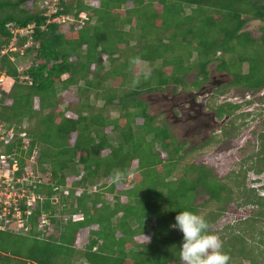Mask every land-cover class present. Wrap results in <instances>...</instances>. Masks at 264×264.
<instances>
[{
	"label": "trees",
	"instance_id": "trees-1",
	"mask_svg": "<svg viewBox=\"0 0 264 264\" xmlns=\"http://www.w3.org/2000/svg\"><path fill=\"white\" fill-rule=\"evenodd\" d=\"M38 1L0 0V51L7 50L0 55V127L14 131L0 142V154L9 156L7 170L16 163L19 180L35 158L40 179L12 183V191L25 192L17 202L23 226L14 232L7 227L13 219H5L0 264H182L183 234L171 227L179 211L210 225L237 201L258 209L219 236L229 264H264V243L255 239L264 194L244 185L248 172H264V118L256 151L236 171L217 177L190 156L234 139L250 116L236 114L241 103L215 106L214 99L231 87L256 92L264 85V0H57L51 15L50 1L47 7ZM81 12L86 19L79 25L73 19ZM60 15L69 20L52 21ZM248 21L262 24L259 39L243 31ZM9 25L32 26L30 39L17 36L11 51ZM136 56L146 72L130 63ZM213 63L231 81L212 91L210 107L216 118H230L219 137L182 153L139 97L198 90ZM190 73L193 80L184 82ZM254 101L264 102V91ZM115 169L125 173L118 184L110 179ZM197 194L207 199L195 205ZM82 231L87 240L78 249Z\"/></svg>",
	"mask_w": 264,
	"mask_h": 264
},
{
	"label": "rangeland",
	"instance_id": "rangeland-1",
	"mask_svg": "<svg viewBox=\"0 0 264 264\" xmlns=\"http://www.w3.org/2000/svg\"><path fill=\"white\" fill-rule=\"evenodd\" d=\"M34 5L36 4L32 2V3L26 4V6L24 7L31 9ZM249 23L250 21H248L246 24L249 25ZM261 26H262L261 23L254 22V23H251L249 26H247L246 29H243V31L249 30L251 38L259 39L261 37V34L259 33V28ZM136 66L138 67L139 73L146 72L148 68L146 63L139 64ZM215 66H216V63H213L208 67V71H209L208 76L206 78V81L201 86L204 89H210L209 76L215 77V79L219 80V82L221 81L220 83L222 84L219 85L217 88L231 81V77L228 75L218 77V75L226 74V73L215 71L214 69ZM242 70L243 71L246 70L245 65L242 66ZM193 76H194L193 73L188 74L185 77L184 82L186 83L191 82V80H193ZM2 78L3 77H0V82L2 81ZM187 90L189 89L186 88L184 90H181L177 88L176 92L170 93L169 89H164L162 92H159V93L143 94L139 97L144 103L147 104L146 112L151 116H158V121L166 124L168 130L172 133V136L177 141V144L183 146V150L181 151L182 153L187 152L188 150L192 148L199 147L201 144H203L204 142H207L213 137H219L220 128L226 125L227 121L230 118L227 116H222L221 118L217 119V122L215 124H211L210 126L205 127L203 129L201 128L199 129V132L193 133L192 135H191L190 130H191V127L195 123L190 122L188 120H185V121L181 120L179 124L178 123L176 124L172 122L170 114H169V117L167 118V121H165L164 120V117L166 118L165 112L167 111L169 112V110H167L168 106L166 107V104L170 106V105L175 104L177 101L188 100V98L192 96L193 93H195L196 91V90H191L190 92H188ZM263 91H264V85L256 92L242 89L238 86H235V87L229 88L225 92H220V93L218 92V94H216L218 96L217 98L215 96V99H214L215 106L218 105V101L220 102V100L221 101L226 100L230 104L241 103V105L243 104V106L239 108L236 114H238L239 112H243V113L245 112V113H249L250 116L246 119L245 125L239 128V132L234 139L223 140V141H219L214 144L211 142L210 144H208L207 147H205V149H200L198 151H195L194 155H190L193 157V160L196 164H203L205 167H208L211 170V172L217 177L224 176L230 171H236L238 167L240 166L241 161L246 159V157L250 153L256 151L257 149L256 136L260 132V129H261L260 121L261 119L264 118V102H257V101H254V99L258 96V94L262 93ZM210 98L206 101L205 106H206V109L212 113L213 109H211L210 107V105H212V103L209 101ZM245 102H249V103L244 104ZM111 116H115V113L111 112ZM223 117H226V118H223ZM137 121L139 122V120ZM25 125H26L25 122H23L22 129H24ZM187 125H190V126L192 125V126L189 129V127L186 128ZM11 132L13 133L14 131L12 130ZM2 137L6 139L5 134L2 135ZM1 141L2 140H0V142ZM34 153L36 155V151H34ZM34 160L35 158L29 159L28 164L30 166L26 168L24 177L21 180L18 179L21 182V186L29 185L32 181L34 180L36 181L39 179L38 177H36L38 174H35V172L32 169ZM188 161L190 162V158ZM7 176L9 177L8 174ZM41 181L46 182L47 181L46 177L42 178ZM17 183L19 182H16L15 180L13 181L14 185ZM130 183H131V176H128L124 184L125 187L128 188L130 186ZM244 185L247 188L254 189L258 195L260 196L263 195L264 191L261 189V187L264 185V172H262L259 175H255L252 172H248L244 180ZM20 190L21 192L19 195L21 199L25 195V192H24V189L22 188ZM0 191L4 193L6 198L9 195H12L13 193L11 188L10 189L8 188V190L5 191V185L1 183H0ZM14 194L17 195V192ZM30 197L31 196H29V198ZM206 199H207L206 195L197 194L195 205L201 204ZM3 201H4V198L1 196L0 202H3ZM257 209L258 208L256 206H252V205L240 206V202L238 201L233 202L225 207V210L222 213V215L218 217L213 224H210V231L213 233H216L218 236L224 235L225 227L229 228V227L237 226L240 222L243 221V219L255 213ZM56 217H59V216H56ZM63 217H67V216L64 215ZM80 217H81L80 215H73L74 220H78L80 219ZM7 227L14 232H21L19 231V229L21 228L18 226V223L17 224L14 223V220L8 223ZM46 227H48V225ZM257 227H259V234L256 235L255 239L259 238L261 243H264V223L263 225L259 224ZM22 232H25V230H23ZM85 232L86 231H82V233H80L77 238V244L75 246L78 249L82 248V245L87 240V236ZM145 237L149 239V234L145 235L141 239V241L147 242ZM178 259L182 263L180 256ZM260 261L264 263V258H260Z\"/></svg>",
	"mask_w": 264,
	"mask_h": 264
},
{
	"label": "clouds",
	"instance_id": "clouds-1",
	"mask_svg": "<svg viewBox=\"0 0 264 264\" xmlns=\"http://www.w3.org/2000/svg\"><path fill=\"white\" fill-rule=\"evenodd\" d=\"M130 63L133 65H139L145 62L141 60L139 56H136L131 58ZM139 83L140 80L139 77H137L133 80L132 86L135 87ZM21 134H19V136ZM20 137L23 138L24 134ZM31 158L32 157L29 159ZM124 175V172L119 169H115L110 179L113 183L118 184ZM29 199L30 200L27 201L29 204L27 205L26 203L27 206L30 205V201H32L34 197L31 196ZM71 219L74 220L73 215L71 216ZM81 219L74 221H79ZM171 227L179 229V231L183 234V242L179 250V256L182 264H229L231 257L223 250V241L217 234L210 231L209 222L204 216L189 210L179 211V213L175 216V224ZM4 228L5 225L3 229ZM145 238L148 242V238Z\"/></svg>",
	"mask_w": 264,
	"mask_h": 264
},
{
	"label": "built area",
	"instance_id": "built-area-1",
	"mask_svg": "<svg viewBox=\"0 0 264 264\" xmlns=\"http://www.w3.org/2000/svg\"><path fill=\"white\" fill-rule=\"evenodd\" d=\"M45 5L47 4V2L50 1L48 7H47V11L45 12L46 14H53L55 11L54 8V3L57 2V0H45ZM73 19V18H72ZM71 19V20H72ZM86 19V16L84 13H81L77 16V19H73L74 21H76L79 25H82V22ZM66 20H69V17L67 16H58L56 18H53L52 21L55 22H64ZM31 28L32 26H27L26 28H15L12 27V25H9L8 29L10 34L12 35V39H11V43L9 45V50H14L13 48V42L15 41L16 37L21 35V36H27L28 40L30 39L29 35L31 34ZM27 45V44H26ZM6 49H3L0 51V55H3L6 53ZM3 80V78H2ZM5 134L6 139H4V137H2V135ZM11 130L8 131H2L1 127H0V140L4 141L7 140L8 137L11 136ZM20 136H23V134H21ZM9 158L8 155H0V183L5 185V191L8 190V188L10 189L12 187V183L15 180L16 182H18V179H14L13 177V173L16 171V163L12 162L11 166H10V170H7L3 165L6 163V160ZM14 168V170H13ZM7 172V173H6ZM7 174L9 175V177L7 176ZM12 195H9L7 198L5 197L4 193H2L0 191V201H1V196L4 198L3 202H0V230H3L4 227V223H5V219L9 216L11 219L14 220V223L17 224L19 227H22V219H21V212L18 208L17 202L18 200H20V195L17 193V195H15L14 191H12ZM15 195V196H14ZM14 198V199H13ZM32 200V199H31ZM11 202V203H10ZM29 203H27L28 205ZM25 214L28 213V211L24 212ZM81 219V218H80Z\"/></svg>",
	"mask_w": 264,
	"mask_h": 264
},
{
	"label": "flooded vegetation",
	"instance_id": "flooded-vegetation-1",
	"mask_svg": "<svg viewBox=\"0 0 264 264\" xmlns=\"http://www.w3.org/2000/svg\"><path fill=\"white\" fill-rule=\"evenodd\" d=\"M256 21H250L249 25L251 23H254ZM247 23V22H246ZM244 24L243 29H246L247 24ZM249 32V30H248ZM250 33V32H249ZM227 76V74H220L218 77ZM210 89H204L203 87H200L198 90L193 93L192 96L188 98V100H181L177 101L173 105H167V110L169 112L166 113V118L164 117V120L167 121V118L170 117L172 119V122L178 123L182 120H188L190 122L195 123L192 127L190 125H187L186 128L191 127V135L193 133L199 132V129H203L205 127L210 126L211 124H215L217 122V119L214 112H210L206 109V101L212 96V91L216 89L219 85L222 83L219 82V80L215 79V77H210ZM209 80V79H208ZM212 85V86H211ZM223 102H227L226 100H220L218 101V105L222 104ZM164 113V114H165ZM226 118V117H223ZM163 120V121H164ZM172 134V133H171Z\"/></svg>",
	"mask_w": 264,
	"mask_h": 264
}]
</instances>
